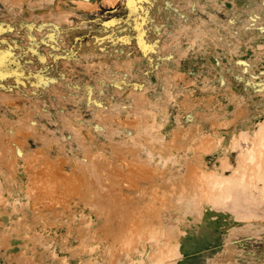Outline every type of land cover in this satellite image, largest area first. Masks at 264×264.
Returning <instances> with one entry per match:
<instances>
[{
  "label": "rangeland",
  "instance_id": "rangeland-1",
  "mask_svg": "<svg viewBox=\"0 0 264 264\" xmlns=\"http://www.w3.org/2000/svg\"><path fill=\"white\" fill-rule=\"evenodd\" d=\"M227 252L264 264V0H0V264Z\"/></svg>",
  "mask_w": 264,
  "mask_h": 264
},
{
  "label": "bare ground",
  "instance_id": "bare-ground-1",
  "mask_svg": "<svg viewBox=\"0 0 264 264\" xmlns=\"http://www.w3.org/2000/svg\"><path fill=\"white\" fill-rule=\"evenodd\" d=\"M178 200L181 202V205H184V203H185V206H186V204H187V207H186L187 211L192 212V214L195 217L200 218L201 212H198L197 210H193L192 204L189 201H187V200L184 201V199H182V198L181 199L179 198ZM196 232L194 231V232H192V234H195ZM216 262H217V264H238L237 259L234 258L233 252H227L224 255L219 254L216 258Z\"/></svg>",
  "mask_w": 264,
  "mask_h": 264
}]
</instances>
